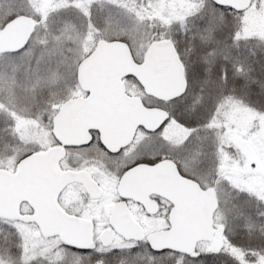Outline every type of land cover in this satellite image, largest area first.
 <instances>
[{"label":"snow or ice","instance_id":"1","mask_svg":"<svg viewBox=\"0 0 264 264\" xmlns=\"http://www.w3.org/2000/svg\"><path fill=\"white\" fill-rule=\"evenodd\" d=\"M253 21L264 0H0V264H264Z\"/></svg>","mask_w":264,"mask_h":264},{"label":"rangeland","instance_id":"2","mask_svg":"<svg viewBox=\"0 0 264 264\" xmlns=\"http://www.w3.org/2000/svg\"><path fill=\"white\" fill-rule=\"evenodd\" d=\"M251 34L259 36L262 32H264V21H253ZM263 48V46H260Z\"/></svg>","mask_w":264,"mask_h":264},{"label":"trees","instance_id":"3","mask_svg":"<svg viewBox=\"0 0 264 264\" xmlns=\"http://www.w3.org/2000/svg\"><path fill=\"white\" fill-rule=\"evenodd\" d=\"M263 46V48H264V45H262ZM254 47V49H255V46H253Z\"/></svg>","mask_w":264,"mask_h":264}]
</instances>
